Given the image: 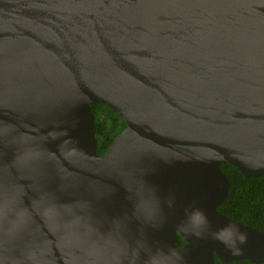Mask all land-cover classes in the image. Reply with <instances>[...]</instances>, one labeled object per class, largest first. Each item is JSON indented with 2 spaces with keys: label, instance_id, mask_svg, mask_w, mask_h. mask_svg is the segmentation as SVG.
<instances>
[{
  "label": "water",
  "instance_id": "obj_1",
  "mask_svg": "<svg viewBox=\"0 0 264 264\" xmlns=\"http://www.w3.org/2000/svg\"><path fill=\"white\" fill-rule=\"evenodd\" d=\"M226 163L264 173V0H0V264L262 263Z\"/></svg>",
  "mask_w": 264,
  "mask_h": 264
},
{
  "label": "trees",
  "instance_id": "obj_2",
  "mask_svg": "<svg viewBox=\"0 0 264 264\" xmlns=\"http://www.w3.org/2000/svg\"><path fill=\"white\" fill-rule=\"evenodd\" d=\"M95 114L94 132L98 139L97 152L103 155L113 143L115 137L126 127L124 117L106 104L97 103L92 106ZM227 174L231 191L227 200L222 202L219 210L236 220L251 225L264 232V173L258 177H245L232 164H222ZM186 243L180 238L179 246ZM216 264H256L248 259L225 263L216 257ZM259 264H264V261Z\"/></svg>",
  "mask_w": 264,
  "mask_h": 264
},
{
  "label": "flooded vegetation",
  "instance_id": "obj_3",
  "mask_svg": "<svg viewBox=\"0 0 264 264\" xmlns=\"http://www.w3.org/2000/svg\"><path fill=\"white\" fill-rule=\"evenodd\" d=\"M184 244H185V243H184ZM184 244H183V245H184Z\"/></svg>",
  "mask_w": 264,
  "mask_h": 264
}]
</instances>
